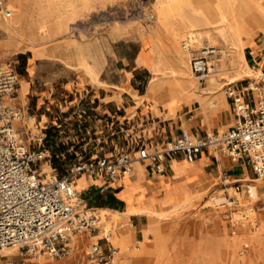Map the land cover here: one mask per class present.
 Wrapping results in <instances>:
<instances>
[{"label": "crops", "instance_id": "1", "mask_svg": "<svg viewBox=\"0 0 264 264\" xmlns=\"http://www.w3.org/2000/svg\"><path fill=\"white\" fill-rule=\"evenodd\" d=\"M127 43L126 46L111 48L103 46L102 53H96L97 59H87L89 68L82 63L69 67L70 63L57 53L38 54L35 48L31 68L34 78L32 80L31 75L20 72V81H25L26 87L21 82L19 96L22 100L27 96L28 103H31L32 97L30 113L35 117V128L50 134L51 150L85 151L89 154L85 159L89 160L100 155L115 157L121 151L134 153L143 145L160 147L183 128L196 135L207 131H224L236 121L235 107L227 92V84L233 83L242 89L246 98H258V90L251 89L250 83L254 85V82L260 80L243 77L247 82L239 85L237 80L243 78L235 80L231 71L226 75H218L215 81L209 80L210 75L203 80L193 78L194 83L187 81V89L173 97L169 79L160 78L154 81V70L145 60L146 54L153 55V47L163 48L164 45L160 47L152 34H146L139 40L130 38ZM261 44L262 42L257 43L259 48L256 53L253 49L249 53L244 49V58L248 65L260 63ZM27 48L31 50L30 47ZM166 56L170 59L172 53L166 51ZM54 59L64 61L67 64L65 70L63 67L55 68L52 61ZM260 66L263 70L264 64ZM29 124L28 122L27 125ZM65 134L71 140L69 137H62ZM80 135L82 137L78 139ZM103 150L109 154H100ZM164 165L163 171H157L144 161H135L132 164V170L136 173L133 187L140 180L151 204L166 205L172 200L174 183L178 178L177 169L182 167L190 168L189 173L197 175L195 192L203 196L219 180L223 183L241 181L246 184L244 181L250 176L248 165L242 158L216 154L212 149L203 150L194 160H189L183 152L170 154L167 155ZM125 177L128 176L122 174L116 179H108L103 174H91L88 171L76 176L83 178L84 185L79 190L89 193L85 198L92 206L119 212L127 211L129 206L128 197L121 190ZM101 186L106 187L103 192ZM260 189L264 194V184L260 185ZM183 196L181 192V199ZM198 200L200 199L195 197L191 201ZM186 207L172 215V219L180 216ZM146 216L137 212L129 215L137 239L143 238L138 236L147 223ZM178 218L174 220L175 224L180 223ZM201 220L203 219H197L202 223ZM174 221L170 220L172 224ZM230 226L232 234L240 232L242 228L252 229L249 224L231 222ZM99 228L95 234L97 239L101 238L104 244L115 245L120 250L119 245L100 234L101 227ZM87 237L90 234L87 233ZM242 246L244 250L248 249L249 240L244 241Z\"/></svg>", "mask_w": 264, "mask_h": 264}, {"label": "built area", "instance_id": "2", "mask_svg": "<svg viewBox=\"0 0 264 264\" xmlns=\"http://www.w3.org/2000/svg\"><path fill=\"white\" fill-rule=\"evenodd\" d=\"M1 11L7 17L13 14L10 8ZM147 16L154 18L153 13ZM183 46L192 50L193 73L198 80L205 79L216 47L205 44L194 48L187 41ZM260 81L264 82V71ZM250 85L251 89L258 90L257 99L246 98L243 90L233 83L226 85L236 113L234 125L227 130L196 135L183 128L160 147L143 145L134 153L121 151L115 157L100 155L89 160L80 155L68 172L60 174L55 169L43 172L37 166L38 161L50 160L53 153L41 147L46 134L35 135L40 146L34 148L23 138L26 128L23 118L31 114L30 106L19 96V73L0 61V249L18 245L32 253L47 252L52 257H63L73 248L72 234L95 235L100 230V213L89 204L83 191L72 184V178L84 171L116 179L131 172L135 161L147 162L155 170L163 171L167 155L183 152L189 160H194L203 150L212 149L216 154L242 158L258 177L264 178V85L258 82ZM229 183H233L234 193L230 194L227 190L230 187H225L224 199L219 204L236 206L235 215L230 217L234 224L256 227L255 185L241 181L224 185ZM105 189L101 186L102 192ZM241 192L247 196L245 203L237 195ZM103 237L108 240V235ZM118 252L117 246L106 245L98 238L91 241L86 257L90 264H119Z\"/></svg>", "mask_w": 264, "mask_h": 264}, {"label": "bare ground", "instance_id": "3", "mask_svg": "<svg viewBox=\"0 0 264 264\" xmlns=\"http://www.w3.org/2000/svg\"><path fill=\"white\" fill-rule=\"evenodd\" d=\"M153 3L154 11L148 13H153L156 30L162 28L166 31L168 42L163 48L153 47L151 49L153 55H151L150 62L154 70L152 79L154 81L160 78L169 79L173 97L187 89V81L195 82L193 76L197 79L190 65L192 50L184 48L183 43L187 41L194 48H199L205 45L204 35L207 37L209 44L216 47L215 54L210 57V71L206 76L208 77L212 71L209 76L210 81H215L218 75H226L230 71L235 80L243 77H256L258 79L261 76V68L257 67L254 69L248 65L244 58L246 41L243 35L245 34L249 37L255 31L264 33V0H154ZM10 7H15V5L10 3ZM60 8L61 5L57 4L56 0H49L42 14L43 22L48 18L57 19L55 32H60L64 27L62 19L59 18L57 13ZM75 13L76 9L74 8L71 11L70 18ZM11 16H6L5 20H0V27L9 33H14L18 26V19ZM46 29L49 32L46 37L54 33L50 27H46ZM115 30L122 34L127 32V27L118 24ZM215 32L217 35H214ZM180 39H182V43ZM212 39H217V41H212ZM76 40L59 39L51 44L38 47L36 50L38 54L57 53L70 64L82 63L89 68L90 63L86 58L87 55L82 53L81 46ZM90 40L92 41V39ZM215 42L223 43V47H218ZM166 51L172 53L170 59L166 56ZM254 52H257L256 48ZM21 82L25 88L26 82ZM23 122L28 127L26 131L28 130L33 134L35 117L30 114L23 118ZM28 122L30 123L29 126L27 125ZM188 165L192 166L190 162H188ZM50 168L49 161H46L42 166V171L47 172ZM189 171L190 168H179L177 169V177L185 176V179H187ZM124 175L129 176V179H123L121 190L127 197L133 195L134 202L129 203L125 212L97 209L100 213V234L108 235V239L120 246L117 258L118 260L123 259L125 264H174L177 257L175 258L174 255L173 242L169 240V226L170 220L173 218L172 215L177 214L181 208L186 207L188 204L196 205L197 202L191 200L195 197L202 199L204 197L203 194L196 193L195 190L187 192L188 187L192 183V180L188 178L187 185L182 191L183 198L179 197L180 200L170 208H164L163 205L151 204V201L145 198L146 191L140 184V180L133 187V178L136 177V173L133 170ZM146 175L148 176V174ZM247 178L251 177L248 176ZM253 179L259 181L253 187V190L255 194L257 191L261 195L260 185L264 184V178L257 177ZM75 180H77V183H75ZM82 180L83 178L77 179L76 176L72 178V184L77 190L84 185ZM222 198L224 197L211 194L203 200L204 204L208 205L210 204L209 202H219ZM133 212L144 213L148 217L147 223L143 227V239L135 237V228L131 226L129 220V215ZM86 236L87 233H74L70 244L75 248L77 246L76 243L80 242L81 238H86ZM92 236L98 237L97 235ZM244 238L251 242L252 251L249 256L241 255V257H238L236 250L240 249V243ZM212 242L214 243L212 244ZM209 243L212 247L215 246L213 248L215 251L205 250L202 248V244L197 243V241L194 244L193 257L198 264L225 262L229 253L232 263L259 264L260 261L264 262V218H261L256 227L251 230L243 228L242 231L232 236L230 240L225 238L216 239L211 235ZM2 250L8 251L10 246L3 247ZM41 257L46 258L45 256Z\"/></svg>", "mask_w": 264, "mask_h": 264}, {"label": "rangeland", "instance_id": "4", "mask_svg": "<svg viewBox=\"0 0 264 264\" xmlns=\"http://www.w3.org/2000/svg\"><path fill=\"white\" fill-rule=\"evenodd\" d=\"M48 1L49 0H0L1 21L6 19V16H4L1 9L9 8L10 3L15 5V7L10 8L14 11L12 16L17 17L18 19V26L16 28V31L14 33H9L4 28L0 27V61L8 64L19 73V87L21 85L20 72H26L28 75H31L32 80L34 78L33 73H31V68L32 63L34 62L33 52L35 48L37 49L38 47L51 44L55 40L77 39L76 41L81 46L82 53L84 55H87V59H97L96 53H102L101 48L103 46L107 48H111L113 46H126L128 44L127 40H129L130 38L139 40L146 34H152L154 38L158 40L160 47L168 42L166 31L162 28L156 30L155 18H147L148 12L154 11V0H56V3L61 5V8L57 13L64 24V27L60 32H55L56 23L58 22L57 19L48 18L44 22L42 20L43 10L47 6ZM74 8L76 9V13L73 17L70 18L71 11ZM148 23L151 25H149ZM118 24L126 26L127 32L122 34L118 33L115 30V27ZM46 27H50V29H52V31L54 32H52L53 34L49 37H46V35L49 33ZM215 34L217 35L216 32L214 33V35ZM243 37L246 41L244 49L247 53H249L251 49L255 50L256 48L258 50L259 47L257 43L262 42V44L260 45L262 47V50L260 49L259 51L261 53L259 57L260 63L258 64L257 62H255V65H252L254 69H256L257 67L261 68L260 65L264 64V33L255 31L251 36L248 37L244 34ZM203 38L205 40V44H207V37L204 35ZM90 39H92V41ZM44 41L46 42L43 44ZM212 41H217V39H212ZM180 42L182 43V39H180ZM215 43L218 47H223V43ZM27 47H30L32 51ZM67 50L69 51L68 48ZM150 59L151 56L146 54L145 60L148 62V64L151 65ZM52 61L55 68L63 67L64 69V67H67V64L60 59H54ZM68 65L69 67L76 66L75 64ZM262 71H264V69ZM210 74H212V71L210 72ZM193 78L195 77L193 76ZM246 78L237 80L239 85H245L247 82ZM253 78L256 79V77ZM257 80H260V76ZM258 84L264 85V82L259 81ZM257 93L259 97V92ZM30 100L31 103H28L27 96H25L22 102L24 104H30L31 112V106L33 104L32 97ZM17 125H19V123ZM26 129H28L27 126L22 136L25 141L30 144L31 148L40 146V144L35 140V135L37 133L46 134V139L41 147L42 149H49L53 153V157L50 160L43 159L41 161H38L37 166L42 168L44 163L46 161H49L51 168L47 172L55 169L60 174H64L68 172L69 167L72 166L73 162L76 161L80 157V155H83L85 158L87 157L86 155H89L88 152L76 151L74 149L62 151L51 150L49 148V133L47 134L45 132H41L34 127L33 129L35 130L32 134L30 131H26ZM62 137H69V135L65 134ZM81 137L82 135H80L78 139H81ZM69 140H71V137H69ZM101 153L109 154L108 151L104 150L101 151L100 154ZM116 153L117 152H114V154ZM90 154L93 153L90 152ZM248 170L251 178H246L244 183L250 182L253 185H257L259 181L253 179L258 177L257 174L250 165H248ZM187 176V179L190 178L192 180V183L188 187L187 192H193L195 190V180L197 179V175L195 176L188 173ZM124 179H129V176ZM187 179H185V176L177 178V181L174 183L172 200L168 204L163 205L164 208H170L173 204L177 203L180 200L179 197L181 192L187 185ZM75 183H77V180H75ZM231 186H233V183H229L227 186H225L223 181L219 180L218 183L210 188L207 196H204L202 199L198 200L197 204L194 206L188 205L181 212L180 216H178L179 218L177 217L178 220H180V223L175 224L174 220H176L177 218L171 220L174 221V223H170L169 226V240H172L171 242H173V246L175 248L174 255L175 258L177 257L174 261V264H198V262L193 257L194 244L196 243V241L199 244L201 243L202 248H204L205 250L213 251V248L215 246L212 247V245L209 243L211 235L216 239L225 238L227 240H230L232 236L238 233L236 232V234H232L230 226V223L232 222V220H230V217L231 214L235 215L234 212L236 206H222L221 204H219L220 201H211L209 202L210 204L205 205L203 200L211 194L213 196L219 195L223 197L225 194V187H230L227 190L230 194H233L234 188H231ZM260 192L261 195H255V200H257L255 201V204L257 205L258 210V223L261 221V218H264V194L263 190L261 189ZM83 195L84 197H88L89 193L84 192ZM237 195L239 196L240 202L245 203L247 201V196L244 192H241ZM145 198H147L146 195ZM128 200L129 203H133V195L128 196ZM89 204L91 205L92 203L89 202ZM198 218L203 219L201 220L202 223L197 221ZM144 221H146V218ZM242 230L243 228L240 231ZM237 231H239V229ZM143 235L144 232L140 231L138 237L144 238ZM96 239L97 237H93L91 235L89 238L87 236L86 238H81L80 242L77 243V246L75 248H72L71 252L63 257H52L45 252L32 253L20 248L18 245H13L10 246V250L8 251L2 250L3 248L0 249V264H6L9 260L13 261V264H90L86 257V251L89 248L91 240ZM244 241H248V239H242L240 243V249L238 248V250H236V254L238 255V257H241V255L249 256L251 254V242L249 241L250 247L244 250L243 246L241 245ZM213 243L214 242H212V244ZM41 256H45L46 258L44 259ZM119 264H125L123 262V259L119 260ZM215 264L240 263H232L231 255L229 253L228 257H226L225 259V262H216ZM259 264H264V262L260 261Z\"/></svg>", "mask_w": 264, "mask_h": 264}]
</instances>
